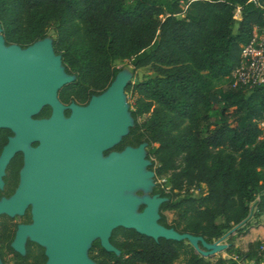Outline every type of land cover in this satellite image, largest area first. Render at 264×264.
Listing matches in <instances>:
<instances>
[{"label":"trees","instance_id":"trees-1","mask_svg":"<svg viewBox=\"0 0 264 264\" xmlns=\"http://www.w3.org/2000/svg\"><path fill=\"white\" fill-rule=\"evenodd\" d=\"M125 1L0 0L1 34L5 44L20 47L52 38L53 51L74 75L57 90L62 103L83 104L103 90L119 70L115 59L129 60L131 72L146 67L150 75L124 87L132 97L134 124L113 149L146 142L154 181L164 177L168 186L157 183L153 189L167 198L159 206L160 224L206 242L228 233L224 250L233 249V264L259 263L264 227L258 230L249 217L264 216V185L258 179V169H264L258 126L264 84L231 88L226 78L253 26L264 24V0H134L127 7ZM204 76L225 82L203 90ZM213 103L219 105L216 121L209 120ZM49 111L43 106L35 116ZM5 133L0 129V141ZM163 210L173 211L170 223ZM10 237L0 235V249L4 245L13 253ZM109 242L119 254L93 241L88 253L95 264L227 263L221 256H201L185 241L154 240L123 227L111 230ZM14 255L22 264L24 257Z\"/></svg>","mask_w":264,"mask_h":264},{"label":"water","instance_id":"water-1","mask_svg":"<svg viewBox=\"0 0 264 264\" xmlns=\"http://www.w3.org/2000/svg\"><path fill=\"white\" fill-rule=\"evenodd\" d=\"M131 77L130 69L121 68L86 104L64 105L57 90L74 75L53 51L52 38L45 35L20 47L5 44L0 28V128L12 132L0 151V186L8 160L22 154L17 187L0 198V214H21L27 204L32 214L30 224L16 226L9 243L13 250L23 254L28 239L43 248L44 264H95L88 255L93 241L119 254L109 242L116 227L154 240L185 241L201 256L225 248L220 241L228 233L206 242L158 222L167 198L151 194L154 172L148 168L146 142L103 154L134 124L124 92ZM43 106L50 108L49 115L33 118Z\"/></svg>","mask_w":264,"mask_h":264},{"label":"flooded vegetation","instance_id":"flooded-vegetation-1","mask_svg":"<svg viewBox=\"0 0 264 264\" xmlns=\"http://www.w3.org/2000/svg\"><path fill=\"white\" fill-rule=\"evenodd\" d=\"M71 102H73V101H69L68 103H62V102L61 103L64 105H68ZM86 102L83 104H78L75 102L74 103L77 105H84V104H86ZM49 113H50V111H49ZM63 113L65 116H67L69 114V109L65 108L63 110ZM35 115H37V114H35ZM35 115L33 116V118L39 119V118H45L49 114L47 116H44V117H36ZM0 129H5V128H0ZM5 130H6V133L3 137V140L0 141L1 142L0 143V151H1L2 146L6 143L7 138L12 135V132L9 129H5ZM36 144H37L36 142H32L30 145L32 147H34V146H36ZM126 145H128V144H126ZM126 145H124V146H126ZM113 147L108 149V150H105L103 152V154L105 155L111 150H115V151L121 150V149H113ZM21 165H22V154H21V152H15L12 155V157L8 160L7 164L5 165L4 170H3V174L1 176L2 183L0 186V198L1 197L7 198L13 194L14 190L17 187L18 181H19V173L18 172H19ZM45 180L49 181V180H51V178L49 179V177H46ZM156 187H157V183L154 181V185L152 187L151 194H157L158 195V193H156V192L153 193V189ZM31 221H32L31 204H27L23 208L21 214H15L12 217H9L5 214H0V235L1 236L3 234L11 235L10 240L8 241V245H9V243L11 242V240L13 238L16 226L18 224H25V225L30 224ZM10 249L13 251V253L8 252L5 249L4 245L0 249V252L2 254V259L0 258V260L2 261L3 264H16L17 258L14 255V253L17 254L18 256L24 257L23 260H20V262H22V264H44L45 259H46L45 255L43 253V248L41 246L37 245L36 243L29 241L28 239H26V241L24 243L23 254H20L19 252L13 250L11 247H10ZM40 255L42 256L41 261H40V258H41ZM88 255H89V253H88ZM6 258L10 259V263L6 262Z\"/></svg>","mask_w":264,"mask_h":264},{"label":"built area","instance_id":"built-area-1","mask_svg":"<svg viewBox=\"0 0 264 264\" xmlns=\"http://www.w3.org/2000/svg\"><path fill=\"white\" fill-rule=\"evenodd\" d=\"M226 79L231 88L246 90L264 84V24L253 26L249 41L241 46L238 60ZM258 126L263 130L261 135L263 137L264 114L259 119ZM164 181V178H160L156 179L155 182Z\"/></svg>","mask_w":264,"mask_h":264},{"label":"rangeland","instance_id":"rangeland-1","mask_svg":"<svg viewBox=\"0 0 264 264\" xmlns=\"http://www.w3.org/2000/svg\"><path fill=\"white\" fill-rule=\"evenodd\" d=\"M133 1L134 0H126L125 1V6L126 7L130 6L133 3ZM236 17H237V11L234 12V18H236ZM49 33H50V31H49ZM112 65L115 68H119V69H121V68L131 69V65L129 63V60H126V59H124V60L115 59V60H113ZM148 75H150V71L146 67H140V68L135 69L132 72L131 79H133V78L140 79L141 77L148 76ZM224 82H225V79L215 80V79H210V78L204 76L203 79H202V86H203L202 88H203V90H206L208 88H217V87H220ZM125 96H126V102L128 103L129 109L131 110L132 109V97L127 92H125ZM218 111H219V105L216 104V103L211 104L210 109H209V115H210L209 120L210 121H216L217 120ZM142 118H143V116L139 117L138 121L142 120ZM228 120L230 121V118H228ZM258 179H259V183L264 185V169H258ZM158 185H161L162 187L165 186L164 182H159ZM167 187L168 186H165V188H167ZM191 193H192V195H197V189L191 190ZM162 213L165 215L167 223H170V220L174 218V213L171 210H163ZM255 220H256L255 226L257 227L258 230L262 231L261 228L264 227V216H260V217H258L256 219H254L253 217H249V222L250 223L255 222ZM231 242H232V245H233L232 247L233 248L238 246V244L235 242L234 238H232ZM220 243L225 244L227 246V244H228L227 236H225L220 241ZM232 252H233V249H231L228 252H226L223 249L221 251H218V252L212 254L211 258L214 259V258H216L218 256H221V257L227 259V263L226 264H233L231 262L232 260H234V256H233ZM6 262L10 263V259L6 258ZM238 264H255V263H252L251 261H244V262H238ZM257 264H264V257Z\"/></svg>","mask_w":264,"mask_h":264},{"label":"crops","instance_id":"crops-1","mask_svg":"<svg viewBox=\"0 0 264 264\" xmlns=\"http://www.w3.org/2000/svg\"><path fill=\"white\" fill-rule=\"evenodd\" d=\"M236 18H238V12H237V17Z\"/></svg>","mask_w":264,"mask_h":264}]
</instances>
